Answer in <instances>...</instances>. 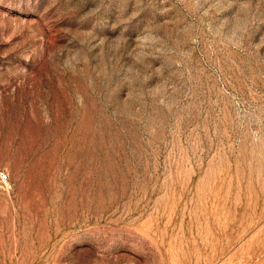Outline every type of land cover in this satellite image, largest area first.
Returning <instances> with one entry per match:
<instances>
[{
    "label": "rangeland",
    "instance_id": "374dc122",
    "mask_svg": "<svg viewBox=\"0 0 264 264\" xmlns=\"http://www.w3.org/2000/svg\"><path fill=\"white\" fill-rule=\"evenodd\" d=\"M0 264H264V0H0Z\"/></svg>",
    "mask_w": 264,
    "mask_h": 264
},
{
    "label": "built area",
    "instance_id": "2783aa9c",
    "mask_svg": "<svg viewBox=\"0 0 264 264\" xmlns=\"http://www.w3.org/2000/svg\"><path fill=\"white\" fill-rule=\"evenodd\" d=\"M9 181V175L5 171H0V187L7 185Z\"/></svg>",
    "mask_w": 264,
    "mask_h": 264
}]
</instances>
